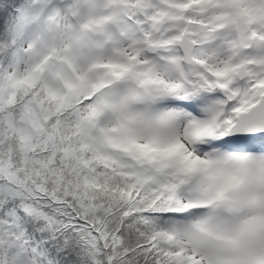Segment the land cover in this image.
Returning a JSON list of instances; mask_svg holds the SVG:
<instances>
[{
	"label": "snow or ice",
	"instance_id": "obj_1",
	"mask_svg": "<svg viewBox=\"0 0 264 264\" xmlns=\"http://www.w3.org/2000/svg\"><path fill=\"white\" fill-rule=\"evenodd\" d=\"M0 264H264V0H0Z\"/></svg>",
	"mask_w": 264,
	"mask_h": 264
}]
</instances>
